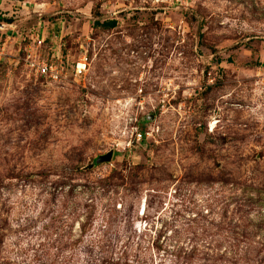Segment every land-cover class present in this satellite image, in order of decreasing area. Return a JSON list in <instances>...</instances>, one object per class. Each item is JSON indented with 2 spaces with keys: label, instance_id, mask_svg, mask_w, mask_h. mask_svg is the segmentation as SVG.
<instances>
[{
  "label": "rangeland",
  "instance_id": "1",
  "mask_svg": "<svg viewBox=\"0 0 264 264\" xmlns=\"http://www.w3.org/2000/svg\"><path fill=\"white\" fill-rule=\"evenodd\" d=\"M0 25V264H264V0H0ZM37 25L79 83L23 65Z\"/></svg>",
  "mask_w": 264,
  "mask_h": 264
},
{
  "label": "built area",
  "instance_id": "2",
  "mask_svg": "<svg viewBox=\"0 0 264 264\" xmlns=\"http://www.w3.org/2000/svg\"><path fill=\"white\" fill-rule=\"evenodd\" d=\"M2 25H0V29ZM38 25L34 33V38H30V45L24 47L22 56L23 65L33 72L35 76L46 77L51 82H65L71 77L72 81L79 83L88 65L86 53L80 54L77 59L69 61L59 52V48L50 52L48 58H41L39 53L40 44L43 38L39 37ZM21 34V33H20ZM33 35V34H32ZM31 35V36H32ZM39 38V39H38ZM35 40V41H34ZM5 57L3 43H0V64ZM66 67H69L70 75L67 77ZM136 140L140 138V133L135 134Z\"/></svg>",
  "mask_w": 264,
  "mask_h": 264
},
{
  "label": "trees",
  "instance_id": "3",
  "mask_svg": "<svg viewBox=\"0 0 264 264\" xmlns=\"http://www.w3.org/2000/svg\"><path fill=\"white\" fill-rule=\"evenodd\" d=\"M94 24L98 27L108 29L112 28L115 25V20L114 19H109V20H104V21H95Z\"/></svg>",
  "mask_w": 264,
  "mask_h": 264
},
{
  "label": "water",
  "instance_id": "4",
  "mask_svg": "<svg viewBox=\"0 0 264 264\" xmlns=\"http://www.w3.org/2000/svg\"><path fill=\"white\" fill-rule=\"evenodd\" d=\"M110 155H111V152L108 151L107 153L105 154H102V155H97L94 159V162L97 163V162H101V161H106V160H109L110 158Z\"/></svg>",
  "mask_w": 264,
  "mask_h": 264
}]
</instances>
